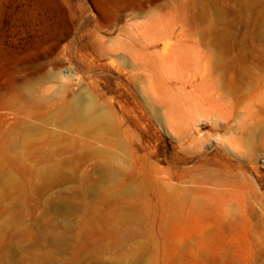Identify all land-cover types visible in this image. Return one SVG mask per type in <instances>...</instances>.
Masks as SVG:
<instances>
[{
  "label": "rangeland",
  "instance_id": "rangeland-1",
  "mask_svg": "<svg viewBox=\"0 0 264 264\" xmlns=\"http://www.w3.org/2000/svg\"><path fill=\"white\" fill-rule=\"evenodd\" d=\"M0 264H264V0H0Z\"/></svg>",
  "mask_w": 264,
  "mask_h": 264
},
{
  "label": "bare ground",
  "instance_id": "bare-ground-1",
  "mask_svg": "<svg viewBox=\"0 0 264 264\" xmlns=\"http://www.w3.org/2000/svg\"><path fill=\"white\" fill-rule=\"evenodd\" d=\"M208 56H209V55H208ZM210 56H212V54H211ZM210 56H209L208 60L206 61L207 63H208V61H209V62L212 61L211 58H210ZM205 59H207V58H205ZM208 66H209V65H208Z\"/></svg>",
  "mask_w": 264,
  "mask_h": 264
}]
</instances>
